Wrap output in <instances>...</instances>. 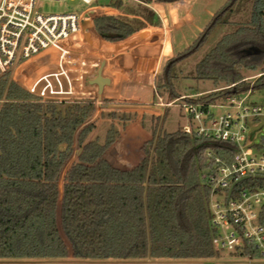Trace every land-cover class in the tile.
<instances>
[{
    "label": "trees",
    "instance_id": "trees-1",
    "mask_svg": "<svg viewBox=\"0 0 264 264\" xmlns=\"http://www.w3.org/2000/svg\"><path fill=\"white\" fill-rule=\"evenodd\" d=\"M137 1L135 6L118 0L95 6L117 11L113 18L96 20L95 33L108 43H116L142 31H159V21L142 5L146 1ZM237 1L229 0L217 11L191 49L163 59L148 89L151 103L156 97L175 98L170 88L178 78L173 71L175 62L197 50L216 25L227 22ZM233 37L240 40L225 53L236 63L229 69L216 61L198 67L201 73H223L219 81L224 87L196 96L185 89L195 99L179 103L220 106L250 91L251 87L232 68L241 67L248 50L264 56V0H252L248 24ZM95 113V107L90 105L56 107L32 103L0 78V260H63L70 254L74 260L142 262L150 257L155 224L164 239L176 245L174 260L226 264L221 262V253H225L241 262L264 261L248 245L232 252L213 247L218 231L211 225L210 188L203 176L212 165L206 152L221 156L217 146L182 132L154 134L157 139L153 160L121 172L100 158L129 126L135 111L100 113V136L92 137L94 124H86ZM77 133L79 154L75 163L65 169L73 155ZM246 188L249 181L240 183L234 191ZM149 190L154 194L151 204ZM262 218L264 225V210Z\"/></svg>",
    "mask_w": 264,
    "mask_h": 264
},
{
    "label": "built area",
    "instance_id": "built-area-1",
    "mask_svg": "<svg viewBox=\"0 0 264 264\" xmlns=\"http://www.w3.org/2000/svg\"><path fill=\"white\" fill-rule=\"evenodd\" d=\"M78 1L90 6L96 0ZM128 1L139 4L137 0ZM145 1L142 5L160 23L158 45L171 43L175 56L192 48L196 37L211 25L217 13L209 15L205 11L215 0ZM36 2L0 0V78L9 86L32 103L56 107L98 104L102 94L98 95L97 89L88 83L101 68L104 78H108L104 70L111 67L142 79L146 86L148 67L142 74L120 68L82 41L80 16H42L35 10ZM144 87L136 104L135 118L100 158L121 172L130 170L153 141V130L144 119L148 108ZM171 91L175 98H158L159 107L168 108L195 99L179 79L171 82ZM182 107L188 109L189 125L181 132L207 141L221 152L219 157L206 152L212 165L203 176L210 188L211 225L218 231L212 242L214 249L232 252L248 245L264 257V156L248 155L254 148L264 153V107L244 106L240 98H230L220 106L184 104ZM223 109L229 112L215 114ZM245 181H249V188L234 191Z\"/></svg>",
    "mask_w": 264,
    "mask_h": 264
},
{
    "label": "rangeland",
    "instance_id": "rangeland-1",
    "mask_svg": "<svg viewBox=\"0 0 264 264\" xmlns=\"http://www.w3.org/2000/svg\"><path fill=\"white\" fill-rule=\"evenodd\" d=\"M115 1L116 0H96L92 5L86 6L78 0H59L56 2L53 0H37L35 10L42 16H63L68 14L81 16L83 12L90 8L103 4L111 5ZM228 2L229 0H215L205 11L211 15L216 13L219 9L225 7ZM121 3H126L128 6H135L136 4L129 1ZM251 7L252 0H238L233 8H231L227 22L216 25L213 29H211L207 38L203 40L197 50L190 52L182 60L175 62L173 71L177 75V79L181 81L184 89L190 90L192 95L196 96L197 94H209L224 87V85L219 81L220 78L224 77L222 76L223 73L217 70L210 73H201L198 72V67L204 62L216 61L225 65L229 69L232 63H236L235 58L227 55L225 50L240 40V38L233 37V35H235L240 28H244L248 24L250 20ZM158 36V31L150 32V37L147 41L128 52L111 58L112 62L120 66V68L134 73L142 74L148 66V79L145 86L140 78L125 75L121 71L115 70L111 67H107L104 70L103 74L105 77H110L112 84L109 87L103 88L102 95L98 100L99 103L93 105L96 109V113L86 124V126L94 124L95 131L92 137L98 135L100 136L99 127L103 122L99 117L100 113L116 114L135 111L136 116V111L138 110L136 104L140 100L142 88L145 86L146 95H148L150 83L158 75L157 73L160 71L159 69L163 59L171 56L175 58V56L172 55L173 46L168 42L160 45L152 59V62L148 65L154 49L158 47ZM198 39L199 36L196 37V41ZM246 56L249 57L248 52H246ZM248 57L242 61L241 67L239 66V68H237V66H235L232 68L235 73L243 79V82L251 87L250 91L242 95L240 99L243 100L244 106L264 107V56L262 57V55L258 56L256 54L249 59ZM214 81L216 83H214ZM157 99L158 98L156 97L153 103L147 99L148 108H145L146 112L144 114V119L153 130V141L151 147L149 150L137 157L136 161L129 167L130 170L135 169L141 164H148L151 160H153L152 150L157 139L154 134L173 135L177 132H181L189 125L188 109L183 108L182 103H176L174 106L168 108L159 107ZM165 99L166 98H163L162 100ZM226 112H229V110H219L216 111L215 114L219 115ZM77 136L78 133L75 136L73 155L65 169H67L70 164L75 163L76 157L79 154V149L76 145ZM248 155L255 158H261L264 156V153L262 150L254 148L249 150ZM60 186L61 184H59V189ZM150 191L151 190H149L148 202L151 204L154 199V194ZM60 194L59 190L58 206L60 204ZM58 213L59 207L57 209V218ZM152 223L154 224V220H152ZM152 228L154 235L151 243L150 257L142 262L125 260H74L69 254V257L63 260H0V264H219L217 261L172 259L173 247L176 245L171 244L168 240H165L161 230L155 224L152 225ZM59 233L63 241L66 243L68 251H70L60 228ZM221 256V262L226 264H251L250 262L234 260L233 258L228 257L225 253H221ZM257 264H264V261Z\"/></svg>",
    "mask_w": 264,
    "mask_h": 264
},
{
    "label": "water",
    "instance_id": "water-1",
    "mask_svg": "<svg viewBox=\"0 0 264 264\" xmlns=\"http://www.w3.org/2000/svg\"><path fill=\"white\" fill-rule=\"evenodd\" d=\"M115 15L116 13L112 9L91 8L83 12L79 18V29L82 41L91 50L107 59H111L113 56L130 51L131 49L147 41L150 37L149 31H142L120 42L108 43L104 41L95 33L93 23L96 20L103 18H113ZM247 52L249 56L253 57L256 55V52L253 49L248 50ZM101 73L102 68L97 72L95 79L88 83L89 86L95 87L97 89L98 95L102 94L103 88L109 87L111 85V81L108 78L102 77ZM233 187L234 186H232L231 189Z\"/></svg>",
    "mask_w": 264,
    "mask_h": 264
},
{
    "label": "bare ground",
    "instance_id": "bare-ground-1",
    "mask_svg": "<svg viewBox=\"0 0 264 264\" xmlns=\"http://www.w3.org/2000/svg\"><path fill=\"white\" fill-rule=\"evenodd\" d=\"M189 42V41H188ZM159 45H158V47H156L155 49H154V51H153V53H152V55H151V57H150V59H149V62H148V65L152 62V59H153V57H154V55H155V53L157 52V50L159 49ZM148 67V66H147Z\"/></svg>",
    "mask_w": 264,
    "mask_h": 264
},
{
    "label": "flooded vegetation",
    "instance_id": "flooded-vegetation-1",
    "mask_svg": "<svg viewBox=\"0 0 264 264\" xmlns=\"http://www.w3.org/2000/svg\"><path fill=\"white\" fill-rule=\"evenodd\" d=\"M93 8H101V7H93ZM91 9V8H90ZM101 9H104V8H101ZM108 9H112V8H108ZM112 10H114V9H112ZM115 11V13L117 14V11L116 10H114ZM116 16V15H115ZM95 31V30H94ZM172 55H174V53L172 52ZM175 56V55H174Z\"/></svg>",
    "mask_w": 264,
    "mask_h": 264
},
{
    "label": "crops",
    "instance_id": "crops-1",
    "mask_svg": "<svg viewBox=\"0 0 264 264\" xmlns=\"http://www.w3.org/2000/svg\"><path fill=\"white\" fill-rule=\"evenodd\" d=\"M159 32V31H158ZM120 67V66H119Z\"/></svg>",
    "mask_w": 264,
    "mask_h": 264
}]
</instances>
